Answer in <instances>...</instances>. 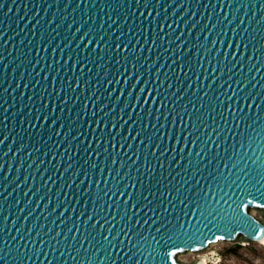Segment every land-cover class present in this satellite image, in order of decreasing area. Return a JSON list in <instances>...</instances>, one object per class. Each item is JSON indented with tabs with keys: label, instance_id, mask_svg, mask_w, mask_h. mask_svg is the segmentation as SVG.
<instances>
[{
	"label": "water",
	"instance_id": "1",
	"mask_svg": "<svg viewBox=\"0 0 264 264\" xmlns=\"http://www.w3.org/2000/svg\"><path fill=\"white\" fill-rule=\"evenodd\" d=\"M262 18L264 0H0V264H87L97 254L95 244L89 247L87 239L81 247L82 221L94 207L91 192L101 161L111 164L112 144L120 152L112 175L124 161L121 176L129 172L139 177V182L133 180L136 190L156 203L163 199L161 191L170 190L167 181L186 162L177 166L180 157L176 156L169 164L182 112L185 118L191 112L195 119L207 111L211 113L207 121L214 117L218 123L217 105L226 109L251 93L256 97L252 112L260 104L264 115ZM253 48L260 52L253 55ZM150 90L152 96L144 104ZM239 107L237 103L236 110ZM137 132L141 135L132 140ZM166 143L169 150L161 156ZM108 171L105 166V177ZM90 173L92 188L86 195ZM184 175L190 177L191 171ZM124 183L127 180L121 181V187ZM150 188L154 194H149ZM129 191L135 199V190ZM82 207L84 215L77 225ZM114 214L115 209L110 212ZM251 215L264 222V217ZM95 219L89 222V231ZM235 240L251 241L243 234L225 241ZM208 246H194L197 250L192 252ZM104 255L98 252L94 264Z\"/></svg>",
	"mask_w": 264,
	"mask_h": 264
},
{
	"label": "snow or ice",
	"instance_id": "2",
	"mask_svg": "<svg viewBox=\"0 0 264 264\" xmlns=\"http://www.w3.org/2000/svg\"><path fill=\"white\" fill-rule=\"evenodd\" d=\"M261 22H264V18ZM251 42L250 39L249 43ZM239 47L238 44L237 48ZM244 48L247 49L248 44H245ZM259 52L260 49L253 48V55ZM234 57L235 53H233ZM225 59H227L226 55ZM222 64L223 62H221V71H223ZM253 67L255 66L249 67L248 71L251 72ZM256 71L259 72V69L257 68ZM252 79L254 80L255 77ZM140 93H144L143 87ZM157 95H159V90H157ZM128 96L131 97L132 93L129 92ZM148 96H152L151 90L145 95L144 104H148ZM119 99L118 96L117 100ZM227 99L231 101L232 97L229 96ZM249 99L251 103H248ZM139 100L140 95L138 94L136 102ZM209 101L211 102V98ZM152 103H156V96L152 97ZM237 103L240 104L238 110H236ZM255 103L256 97L249 93L241 97L240 101L230 104L226 109L217 105L221 114V120L218 123L214 117L211 122L207 121L206 117L211 115L207 111L204 117L197 115L195 119L191 112L187 113L186 118L183 112L181 113L175 140L171 143L173 156L169 157V164L176 156L180 157L176 160L177 166L181 162H186L184 168L176 172L172 180L167 181V189L170 190L161 191L160 195L163 199L156 203L149 200L148 195H143L141 191L136 190V183H133V180L139 182V177H131L129 172L121 176L124 161H121L120 167L116 169L115 176L112 175V166L117 163L116 156L120 155V152L116 150V145L112 144L114 152L111 164L106 165L105 161H101L99 173L95 179V191L91 192L94 207L88 218L82 221L84 232L81 234V247L83 241L87 239L89 247L95 244L97 254L104 252L105 255L100 258L98 264H118V260L122 264H133L134 258L135 264H141V257L144 258L145 264H184L181 256L189 251H195L197 247L205 243L211 245L220 241L232 240L240 234L251 241L264 244V222H258L251 215L252 211L256 210L264 217V115L259 112L260 104H256L257 111L252 112V104ZM261 103L264 104V97H261ZM244 105H247V112L244 111ZM127 106L126 100L125 107ZM161 106H164V101H161ZM151 111L152 107L149 105V114ZM196 111L199 112L198 109ZM213 111L215 112L216 108H213ZM156 112L158 119L159 107ZM164 119L167 120V114ZM189 123L191 131H188ZM241 125H243V130ZM173 126H176L175 116H173ZM160 128L163 129L164 124H161ZM182 134H184L183 141H181ZM116 135H119V132ZM139 135L141 132H137L132 140H136ZM168 139L170 141L172 139L171 131L168 133ZM2 143L3 141H0V144ZM149 143H151V138H149ZM120 147L123 148V144ZM128 147L131 148V144ZM156 147L159 148V144ZM177 148H179L178 152ZM197 148L198 150L194 151ZM185 149H187L186 154ZM168 150L169 146L166 143L161 156ZM145 152H147V146ZM104 153L105 160H107V148L104 149ZM152 155L155 156V152ZM136 158L138 160L139 156L137 155ZM145 159L147 160V157ZM132 163L134 165L136 161L133 160ZM105 166L109 168L107 177L104 175ZM160 167L163 168L164 165L161 164ZM92 168L95 170V163ZM172 170L175 171V169ZM145 171L151 173V169L145 168ZM186 171H191L190 177L184 175ZM108 177L112 178L110 187ZM176 177H179V180L174 185L172 181L176 180ZM86 179L89 180L88 189L85 190L87 195L92 188L91 173L86 176ZM124 180H127V183L121 187V181ZM193 180L194 183H192ZM101 182L105 187H101ZM83 183L82 180L81 184ZM79 187L77 185V188ZM141 187L143 188L144 185L141 184ZM129 189L135 190V199H133V191ZM154 191L155 189L150 188L149 194H154ZM172 191L176 194L172 195ZM126 192L127 198H125ZM105 204H107V209H105ZM178 208L179 211H177ZM113 209H115V214L110 215ZM84 211L85 208L82 207L76 217L77 225L81 224ZM94 217L96 219L89 231V222L93 221ZM113 229H115V234H113ZM71 231L72 229L69 228V232ZM77 232H80L79 226ZM76 251L79 255L80 249L77 248ZM121 251L123 255H120ZM114 252L115 256H113ZM97 254H93L87 264H94ZM73 259L75 260V257Z\"/></svg>",
	"mask_w": 264,
	"mask_h": 264
},
{
	"label": "rangeland",
	"instance_id": "3",
	"mask_svg": "<svg viewBox=\"0 0 264 264\" xmlns=\"http://www.w3.org/2000/svg\"><path fill=\"white\" fill-rule=\"evenodd\" d=\"M252 213L261 218L262 214L256 210ZM189 251L181 256L183 262H192L200 259L198 256L206 255L209 264H264V245L249 241H220L213 243L200 252ZM200 254V255H199Z\"/></svg>",
	"mask_w": 264,
	"mask_h": 264
},
{
	"label": "bare ground",
	"instance_id": "4",
	"mask_svg": "<svg viewBox=\"0 0 264 264\" xmlns=\"http://www.w3.org/2000/svg\"><path fill=\"white\" fill-rule=\"evenodd\" d=\"M264 245V244H262ZM210 246V245H209ZM200 252V251H199ZM189 253V252H188ZM190 253H193V252H190ZM200 255V254H199ZM200 259H198L199 262H201L202 264H209V261H208V258L206 255H200L198 256Z\"/></svg>",
	"mask_w": 264,
	"mask_h": 264
}]
</instances>
